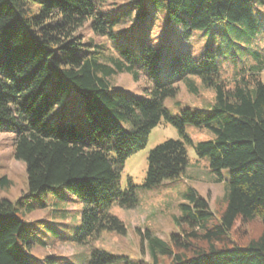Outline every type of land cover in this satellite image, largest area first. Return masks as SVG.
I'll list each match as a JSON object with an SVG mask.
<instances>
[{
	"label": "trees",
	"instance_id": "trees-1",
	"mask_svg": "<svg viewBox=\"0 0 264 264\" xmlns=\"http://www.w3.org/2000/svg\"><path fill=\"white\" fill-rule=\"evenodd\" d=\"M109 1L0 0V130L14 131V156L25 162L28 181V191L16 200L0 197V264H71L67 257L36 256L41 227L38 220L23 218L34 200L60 189L84 204L76 241L89 243L104 231L126 233L110 210L113 204H138L136 184L131 178L122 181L124 165L163 119L180 138L166 139L150 151L144 185L181 176L191 144L199 156L209 157L213 171L230 170L225 205L215 213L209 200L192 189L176 218L179 232L167 241L147 230L152 261L127 259V264H264V52L256 50L257 64L229 83L215 49L207 48L198 59L192 48L167 51V42L128 29L157 10L165 14L166 30L179 26L184 39L218 27L222 43L240 45L263 27L254 0H128L115 8ZM88 21L106 43L78 33ZM120 22L130 25L120 30ZM122 72L135 80L144 76L149 97L112 87L110 78ZM195 77L216 90L215 102L207 109L187 107L171 114L166 98L177 95L181 82L198 93ZM73 90L83 97L86 130L57 110ZM187 124L208 127L214 137L195 143ZM8 185L7 176L0 177V186ZM257 218L259 234L251 236L243 228L242 242L231 234L237 221ZM160 257L167 261L161 263ZM122 258L128 257L94 247L85 264Z\"/></svg>",
	"mask_w": 264,
	"mask_h": 264
},
{
	"label": "rangeland",
	"instance_id": "rangeland-1",
	"mask_svg": "<svg viewBox=\"0 0 264 264\" xmlns=\"http://www.w3.org/2000/svg\"><path fill=\"white\" fill-rule=\"evenodd\" d=\"M128 0H110L107 4L112 8L118 5H126ZM255 13L258 12L260 22L263 27L259 30L256 38L241 42L240 45L230 42H221V32L218 27L208 30H196L194 37L184 39L179 26L166 30L164 12H151V18L145 23L130 25V22H120L118 29H136L139 37L144 35L159 42H167V51H173L175 46H182L186 50L191 48L193 54L200 59L201 55L209 47L218 52V64L221 75L227 82L232 80L252 65L257 64L255 51L264 52V0L257 2L254 0ZM159 14L155 17V14ZM262 17V18H261ZM146 30L148 33H146ZM85 40L93 39L98 43H106L104 36L97 35L90 26V21L78 30ZM264 80V72H263ZM194 78V77H193ZM112 87L122 89L127 93H132L140 97H149L145 93L146 80L144 76L135 80L129 72L118 73L110 78ZM198 87V93L190 92L187 85L181 82L180 90L174 97H168L165 105L173 115L180 114L184 108L207 109L216 100V90L207 87L198 77L194 79ZM61 115L64 114L69 120L75 121L79 130H86L89 121L86 115L82 94L73 90L70 98L57 108ZM186 133L196 143L209 140L214 137V133L208 127H198L193 124L186 125ZM13 130L2 128L0 130V177L7 176L10 181L8 186H0V197L16 200L20 195L28 191L27 171L24 161L18 160L14 156ZM169 138H180L178 129L164 119L149 134L147 144L142 149L130 155L124 165L122 181L127 183L131 178L136 184L138 204L134 208H124L113 204L111 212L118 216L126 226V233L116 231H104L98 238L87 243H80L74 236L81 226L83 202L66 189H60V194L52 192L45 198L36 199L32 203L34 207L29 210L23 218L27 221L38 220L41 227L40 242L33 249L36 256L46 258L48 255L67 257L71 264H85L91 256L94 247L104 249L114 255L126 256L110 264H127V259L131 262L140 260L152 261L146 231L170 241L173 232H179L176 225V218L181 213V203L187 202L186 194L194 189L200 196L207 198L213 211L220 212L225 205V195L229 181L230 170L223 169L221 174L216 173L210 167L208 156H199L191 144H187L189 163L185 172L173 179L162 182L154 187H146L145 177L148 168V155L150 151L159 143ZM44 204H41V202ZM44 220L50 223L42 225L39 221ZM251 231L250 235H257L261 231L260 219H255L250 223L237 221L233 229L234 238L243 241L242 229ZM243 235V234H242ZM161 263L167 260L163 257Z\"/></svg>",
	"mask_w": 264,
	"mask_h": 264
}]
</instances>
